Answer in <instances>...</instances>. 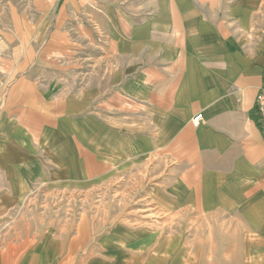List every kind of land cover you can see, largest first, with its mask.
Masks as SVG:
<instances>
[{"label":"crops","instance_id":"crops-1","mask_svg":"<svg viewBox=\"0 0 264 264\" xmlns=\"http://www.w3.org/2000/svg\"><path fill=\"white\" fill-rule=\"evenodd\" d=\"M257 1L139 0L134 12L105 18L107 28L99 25L106 35L102 72L109 77L103 83L85 82L76 92L72 84L61 88L57 82H17L12 91L17 123L9 124L8 110L0 113L2 179H13L9 169L28 168L22 165L36 160L38 153L31 148L43 144L52 163L48 168H67L69 159L87 170L77 160L86 159L89 143L106 145L104 119L112 118L114 140L126 133L151 142L152 157L146 159L161 156L154 168L158 173L167 161L176 163L172 178L179 192L172 204H199V217L213 222L201 225L206 236L194 239L191 250H184L181 237L163 243L114 241L113 248L120 250L112 255L123 260L120 264H264L263 241H250L240 220L233 227L219 218L239 211L247 216L242 184L264 178V129L251 117L264 70V25L252 19ZM93 105L97 113L89 112ZM198 114L203 119L196 128L192 120ZM16 126L22 133L18 142L27 150L18 161L7 148L16 140L6 132ZM58 129L64 136H58ZM74 152L77 158H69ZM89 162L93 157H87ZM232 170L239 176L234 181ZM260 185L264 192V182ZM258 195L248 199L255 209ZM12 197L24 199L22 194ZM29 230L20 231L13 244L1 240V249L14 251H0V264L23 262L24 251L38 247L30 244ZM155 245L159 251L151 255L147 250Z\"/></svg>","mask_w":264,"mask_h":264},{"label":"rangeland","instance_id":"rangeland-1","mask_svg":"<svg viewBox=\"0 0 264 264\" xmlns=\"http://www.w3.org/2000/svg\"><path fill=\"white\" fill-rule=\"evenodd\" d=\"M138 1L0 0V113L8 110L9 124L17 123L14 111L18 102L12 91L16 90L18 81L57 82L61 88L72 84L76 92H80L85 82L103 83L109 77L104 78L107 73L102 72L107 65L103 61L106 55L103 30L108 26L103 25L105 18L117 17L119 11L126 15L134 12ZM252 19L263 27L264 0L257 1ZM256 102V120L264 129V70ZM97 107L93 105L89 112L97 113ZM104 124L109 133L104 137L106 145L96 148L89 143L85 148L87 154H83L86 159L77 160L87 170L81 171L79 164L69 159L67 168L53 165L48 168L52 163L44 155L48 147L43 144L31 148L38 152L34 155L36 160L25 165L21 161L28 168L8 170L13 179H2L0 171V198L9 196L6 201L0 199L3 204L0 245L4 239H8V244L16 242L20 231L28 226L30 244L38 245L35 253L32 248L26 249L24 253L28 254L17 264H120L123 260L112 255L120 250L113 248L114 241L163 243L181 237L184 250L187 246L191 250L194 239L206 236L200 227L213 222L199 217L202 208L199 204H172L179 192V184L172 178L177 174L176 163L167 161L158 173L154 168L161 156L146 159L153 153L150 141L126 133L118 136L119 141L114 140L112 118H105ZM6 132L16 140L7 148L18 161L27 151L22 141L18 142L22 133L17 126L8 127ZM67 132L74 138L71 126ZM59 135L64 136V132L58 129ZM87 157H93V164L91 161L86 164ZM69 158L76 159L75 152ZM230 172L233 181L239 177L236 171ZM259 178L257 184H242L247 216L239 211L219 218L221 224L233 227L240 220L250 241H263L264 247V192L260 185L264 178ZM256 193L262 194L255 201L259 202L258 209L253 208L254 201L248 200ZM21 194L24 195L21 201L12 197ZM3 250L14 251L12 247H0ZM147 251L154 255L159 251L158 245ZM261 253L264 255V248Z\"/></svg>","mask_w":264,"mask_h":264},{"label":"built area","instance_id":"built-area-1","mask_svg":"<svg viewBox=\"0 0 264 264\" xmlns=\"http://www.w3.org/2000/svg\"><path fill=\"white\" fill-rule=\"evenodd\" d=\"M202 119H203V114H198V115H196V116L193 118V120H192V124H193V126L196 127V128L199 127L200 124H201Z\"/></svg>","mask_w":264,"mask_h":264},{"label":"trees","instance_id":"trees-1","mask_svg":"<svg viewBox=\"0 0 264 264\" xmlns=\"http://www.w3.org/2000/svg\"><path fill=\"white\" fill-rule=\"evenodd\" d=\"M257 103V102H256ZM256 106H257V104H255V107H254V109L252 110V112H251V117H252V119H254L256 122H257V118H256V116H255V110H256ZM257 119V120H256ZM258 125H259V127L260 128H262V126H261V124L258 122Z\"/></svg>","mask_w":264,"mask_h":264}]
</instances>
